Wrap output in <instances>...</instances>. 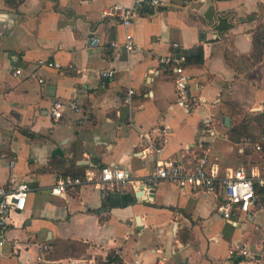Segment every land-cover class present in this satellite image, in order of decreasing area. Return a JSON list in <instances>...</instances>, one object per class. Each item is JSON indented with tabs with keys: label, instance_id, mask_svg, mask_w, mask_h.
Listing matches in <instances>:
<instances>
[{
	"label": "crops",
	"instance_id": "crops-1",
	"mask_svg": "<svg viewBox=\"0 0 264 264\" xmlns=\"http://www.w3.org/2000/svg\"><path fill=\"white\" fill-rule=\"evenodd\" d=\"M162 1L136 6L125 27L104 11L133 0H0V150L15 155L12 169L0 158V186L11 174L30 186L24 209L10 212L0 264H264V144L254 148L264 124L250 143L232 131L239 107L264 115V0ZM177 48L190 52V110L159 61ZM106 68L114 75L102 76ZM72 96L79 110L53 118L52 103ZM203 157L218 176L251 174V216L230 222L216 210L221 189L165 179L148 200L129 184L103 192L95 179L50 193L58 174L96 178L113 165L141 177L158 159L189 169Z\"/></svg>",
	"mask_w": 264,
	"mask_h": 264
},
{
	"label": "built area",
	"instance_id": "built-area-1",
	"mask_svg": "<svg viewBox=\"0 0 264 264\" xmlns=\"http://www.w3.org/2000/svg\"><path fill=\"white\" fill-rule=\"evenodd\" d=\"M133 6H125L118 2H114L111 8L104 11V13L115 15L123 26L128 27L135 14L136 6H148L158 8L163 5L162 0H133ZM93 40L98 41L97 37ZM115 49L116 43L111 42ZM123 47L130 52L134 49V41L130 32L125 33V40ZM189 51L182 48L175 49L169 56L160 57L159 61L170 66L171 70L176 74L175 91L177 102L185 109L190 110L196 101V97L190 92L189 79L190 75L186 72L184 62L189 55ZM115 53H113V59ZM39 66L52 67L55 69H62V65L53 59H38ZM114 68H106L100 73L104 77H111L114 75ZM14 73H20L17 68ZM42 80V78H39ZM135 90L133 87L127 88L123 101L130 104L132 102ZM64 106L69 107L73 111L79 110V103L75 96L68 100H55L50 107V114L53 118L58 119L63 112ZM260 106H255L258 109ZM201 131H209L206 124H203ZM251 137L244 138V142L250 143ZM264 144V131L258 137L254 144L256 150H261ZM0 158L7 161L8 166L12 169L15 162V155L7 154L0 150ZM205 158H201L199 163L189 169L182 167L179 162L173 158L158 159L155 162L154 169L144 176H133L130 170L125 166L105 165L99 168V174L96 178L86 175L85 178L74 176L71 174H58L54 178V183L50 188V193L53 195H62L64 192L74 188L76 185L83 182V180L91 181L95 179V185H99L103 192L112 190L117 186H125L129 184L138 198L148 200L154 191L155 186L160 180H171L176 182L179 186H188L191 189L202 188L207 191H214L215 188L221 189L223 199L216 205V210L223 218L230 222H238L241 213L246 216H251V207L256 200L254 181L251 174L245 168L237 167L229 169L223 176H218L217 171L213 168H206ZM9 183L7 186H0V244L3 242V237L8 225L9 215L12 211H20L25 207L27 195L30 190L29 184L25 180H16V176L11 174L9 176ZM39 251L45 254L49 250L47 242H40L38 244ZM241 253H247L245 248L240 250Z\"/></svg>",
	"mask_w": 264,
	"mask_h": 264
},
{
	"label": "rangeland",
	"instance_id": "rangeland-1",
	"mask_svg": "<svg viewBox=\"0 0 264 264\" xmlns=\"http://www.w3.org/2000/svg\"><path fill=\"white\" fill-rule=\"evenodd\" d=\"M236 112L239 115H237L236 117H234L233 122H236L238 120L239 121L238 124H241L242 122L247 123V124H250L251 127L249 128V130H248L247 133H249L250 131L251 132L252 131L254 132V131H256L258 129L259 124L258 123H255L253 121V118L256 117V116H259V114L258 115H253V113H251L250 111H248L247 107H243L242 109L239 107V109H236ZM230 123H232V122H230ZM263 124H264V119H263ZM233 125H234V123H233ZM234 126H236V125H234ZM240 133L241 134H239V137H241L242 139L247 136V135H245L247 133H243V132H240Z\"/></svg>",
	"mask_w": 264,
	"mask_h": 264
},
{
	"label": "trees",
	"instance_id": "trees-1",
	"mask_svg": "<svg viewBox=\"0 0 264 264\" xmlns=\"http://www.w3.org/2000/svg\"><path fill=\"white\" fill-rule=\"evenodd\" d=\"M258 115V114H257ZM263 119H264V116H263V114H259V116H256V117H254L253 118V121L255 122V123H258L259 124V127H258V129L256 130V131H250L249 133H247L248 132V130H249V128L251 127L250 126V124H247V123H244V122H242L241 124H238L237 126H234L233 128H232V131H233V133H235L238 137H239V134H241L240 132H243V133H247V134H245V135H247V136H249V134L250 135H255V134H257L258 132H259V130L262 128V125H263ZM246 124V125H245ZM252 133V134H251ZM254 186H255V189H256V183H254Z\"/></svg>",
	"mask_w": 264,
	"mask_h": 264
},
{
	"label": "water",
	"instance_id": "water-1",
	"mask_svg": "<svg viewBox=\"0 0 264 264\" xmlns=\"http://www.w3.org/2000/svg\"><path fill=\"white\" fill-rule=\"evenodd\" d=\"M228 117L225 118V120L227 121Z\"/></svg>",
	"mask_w": 264,
	"mask_h": 264
}]
</instances>
